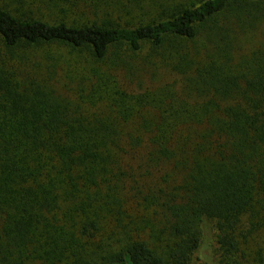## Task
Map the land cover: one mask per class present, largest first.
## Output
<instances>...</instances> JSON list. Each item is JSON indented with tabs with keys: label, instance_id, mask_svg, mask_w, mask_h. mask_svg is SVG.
Masks as SVG:
<instances>
[{
	"label": "trees",
	"instance_id": "trees-1",
	"mask_svg": "<svg viewBox=\"0 0 264 264\" xmlns=\"http://www.w3.org/2000/svg\"><path fill=\"white\" fill-rule=\"evenodd\" d=\"M263 238L264 0H0V264H264Z\"/></svg>",
	"mask_w": 264,
	"mask_h": 264
},
{
	"label": "rangeland",
	"instance_id": "rangeland-1",
	"mask_svg": "<svg viewBox=\"0 0 264 264\" xmlns=\"http://www.w3.org/2000/svg\"><path fill=\"white\" fill-rule=\"evenodd\" d=\"M260 245L264 246V238L262 240H259ZM216 244V242L214 241V245Z\"/></svg>",
	"mask_w": 264,
	"mask_h": 264
}]
</instances>
